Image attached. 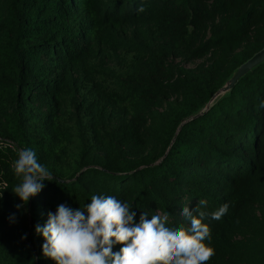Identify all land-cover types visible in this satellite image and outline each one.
Instances as JSON below:
<instances>
[{"label":"trees","instance_id":"trees-1","mask_svg":"<svg viewBox=\"0 0 264 264\" xmlns=\"http://www.w3.org/2000/svg\"><path fill=\"white\" fill-rule=\"evenodd\" d=\"M263 48L264 0H0V264H55L35 226L92 195L227 203L208 264H264V62L212 101ZM25 147L52 178L17 209Z\"/></svg>","mask_w":264,"mask_h":264},{"label":"clouds","instance_id":"clouds-1","mask_svg":"<svg viewBox=\"0 0 264 264\" xmlns=\"http://www.w3.org/2000/svg\"><path fill=\"white\" fill-rule=\"evenodd\" d=\"M12 169L20 180L12 189L21 201L17 209L26 206L45 187L44 181L52 178L32 148L18 150ZM228 207L225 203L208 213L201 206L185 205L182 221H170L167 212L150 216L141 211L137 220L130 203L111 195H92L83 207L58 205L44 225L35 226V232L43 237V255L55 264H208L215 248L205 219H222ZM8 219L15 222V213ZM117 244L122 246L113 251Z\"/></svg>","mask_w":264,"mask_h":264},{"label":"water","instance_id":"water-1","mask_svg":"<svg viewBox=\"0 0 264 264\" xmlns=\"http://www.w3.org/2000/svg\"><path fill=\"white\" fill-rule=\"evenodd\" d=\"M264 62V48L262 50H260L259 52H257L252 58H250L248 61H246L244 64H242L239 69L237 70V72L233 75V77L227 82V84L220 89L216 95L214 96V98L212 99V101H214L217 97H219L220 95L228 92L229 90H231L235 84L244 76L246 75L248 72H250L253 68L257 67L258 65H260L261 63ZM210 108V104L207 106V108L201 112L200 114L196 115V116H200L202 113H204L206 110H208Z\"/></svg>","mask_w":264,"mask_h":264},{"label":"rangeland","instance_id":"rangeland-1","mask_svg":"<svg viewBox=\"0 0 264 264\" xmlns=\"http://www.w3.org/2000/svg\"><path fill=\"white\" fill-rule=\"evenodd\" d=\"M199 62H200V61H197V62H189V63H185V65H186L187 67H194V66H196Z\"/></svg>","mask_w":264,"mask_h":264}]
</instances>
